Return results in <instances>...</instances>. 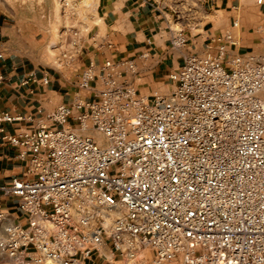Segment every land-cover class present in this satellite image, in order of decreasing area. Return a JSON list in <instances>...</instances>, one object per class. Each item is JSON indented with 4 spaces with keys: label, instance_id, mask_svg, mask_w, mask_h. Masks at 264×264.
Instances as JSON below:
<instances>
[{
    "label": "built area",
    "instance_id": "2783aa9c",
    "mask_svg": "<svg viewBox=\"0 0 264 264\" xmlns=\"http://www.w3.org/2000/svg\"><path fill=\"white\" fill-rule=\"evenodd\" d=\"M172 41L185 44L182 30ZM86 42L64 27L61 59L74 63ZM136 70L130 58L91 62L75 82L90 95L19 134L5 123L22 116L0 112V141L26 161L0 184L23 215L0 212L1 253L83 264L109 242L117 264H264V54H193L151 97L127 83Z\"/></svg>",
    "mask_w": 264,
    "mask_h": 264
},
{
    "label": "crops",
    "instance_id": "0c3cea01",
    "mask_svg": "<svg viewBox=\"0 0 264 264\" xmlns=\"http://www.w3.org/2000/svg\"><path fill=\"white\" fill-rule=\"evenodd\" d=\"M202 5L199 22L175 28L173 15L153 0H99L97 33L87 40L75 69L39 62L36 37L27 42L20 26L0 7V74L5 77L0 84V112L22 116L6 122V132L19 134L37 126L60 104L81 94L75 82L91 62L132 59L137 70L127 71L125 79L140 94L151 97L173 88L170 73L193 54L223 53L225 59L236 54H264V2L204 0ZM176 30H182L185 44H173ZM109 42L114 47H109ZM33 73L39 78L47 75L49 83L25 82ZM19 152L18 146L0 141V184L24 176L26 161ZM0 212L8 214L10 221L23 220L15 198L0 196ZM3 264H11L8 255ZM83 264H117L111 244H103Z\"/></svg>",
    "mask_w": 264,
    "mask_h": 264
},
{
    "label": "rangeland",
    "instance_id": "374dc122",
    "mask_svg": "<svg viewBox=\"0 0 264 264\" xmlns=\"http://www.w3.org/2000/svg\"><path fill=\"white\" fill-rule=\"evenodd\" d=\"M175 19V28L189 26L202 19L204 0H153ZM82 0H75L74 8L65 12L59 0H0L2 7L11 16L13 22L20 26L28 40L36 37L38 43V61L57 68H76L75 63L61 59L60 35L64 27L79 28L88 40L97 33L95 21L86 23L80 8ZM18 26V27H19ZM52 48H50L51 43ZM54 49V50H53ZM88 96L89 89L81 90ZM79 95V94H78ZM264 98V92L262 94ZM0 251V264L4 263ZM173 264H182L179 261Z\"/></svg>",
    "mask_w": 264,
    "mask_h": 264
},
{
    "label": "bare ground",
    "instance_id": "6f19581e",
    "mask_svg": "<svg viewBox=\"0 0 264 264\" xmlns=\"http://www.w3.org/2000/svg\"><path fill=\"white\" fill-rule=\"evenodd\" d=\"M98 1L99 0H82L80 13L86 23H91V21L99 20V17L97 16ZM52 44L53 42L51 43L50 48H52Z\"/></svg>",
    "mask_w": 264,
    "mask_h": 264
}]
</instances>
